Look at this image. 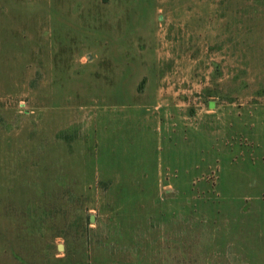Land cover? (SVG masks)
Masks as SVG:
<instances>
[{
	"label": "rangeland",
	"instance_id": "374dc122",
	"mask_svg": "<svg viewBox=\"0 0 264 264\" xmlns=\"http://www.w3.org/2000/svg\"><path fill=\"white\" fill-rule=\"evenodd\" d=\"M0 53L7 264H264V0H0Z\"/></svg>",
	"mask_w": 264,
	"mask_h": 264
},
{
	"label": "crops",
	"instance_id": "0c3cea01",
	"mask_svg": "<svg viewBox=\"0 0 264 264\" xmlns=\"http://www.w3.org/2000/svg\"><path fill=\"white\" fill-rule=\"evenodd\" d=\"M1 56L0 53V65L4 66V63L1 62ZM3 71L5 72L4 68ZM11 81V77H9L7 82L6 80L0 82V229L3 227V232L0 233V264H7L5 262L6 254H9L12 248L13 237L10 233H7V228L11 226L13 205L20 208L24 207L25 209L29 207L33 209L35 207V198L33 196L30 197V195L35 194L33 190L14 188L12 186ZM262 116L260 121L264 123V117ZM262 127L263 129L260 133L264 136V124ZM256 147L253 144L248 147L250 149V161L249 170L245 169L242 173L243 184L245 185L243 192L245 195L260 194L264 196V156L260 155V161L257 164L255 160H251L255 155L254 150ZM259 147V151L264 153V140L259 144ZM30 191L32 192L30 193ZM250 199L248 198L247 200L250 201Z\"/></svg>",
	"mask_w": 264,
	"mask_h": 264
}]
</instances>
